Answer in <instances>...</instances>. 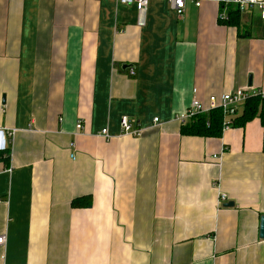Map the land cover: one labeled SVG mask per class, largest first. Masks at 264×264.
<instances>
[{
  "label": "crops",
  "instance_id": "obj_1",
  "mask_svg": "<svg viewBox=\"0 0 264 264\" xmlns=\"http://www.w3.org/2000/svg\"><path fill=\"white\" fill-rule=\"evenodd\" d=\"M232 7L0 0V264H264L260 119L198 136L177 117L264 92L261 12L237 28Z\"/></svg>",
  "mask_w": 264,
  "mask_h": 264
},
{
  "label": "built area",
  "instance_id": "obj_2",
  "mask_svg": "<svg viewBox=\"0 0 264 264\" xmlns=\"http://www.w3.org/2000/svg\"><path fill=\"white\" fill-rule=\"evenodd\" d=\"M120 4L132 5L134 6L140 14H143L148 6L149 0H117ZM187 1L192 2L195 6L200 7L202 3L206 0H168L170 7L177 13L178 16H182ZM221 3L232 4L240 9V11H245L251 7H257L261 12V17L264 20V0H213ZM132 72V71H131ZM133 73V72H132ZM196 92V90H194ZM262 95L264 92H251L247 88H237L233 91L223 93L220 98L215 95L209 97L208 105H204L200 100L194 98L187 108V110L178 114V119L187 123L197 114H206L213 109H221L224 114V129L230 128L231 118L237 115L244 106V103L252 95ZM155 122L158 118L154 119ZM82 122H78V126L81 127ZM121 128L123 134L131 135L134 137H140L143 130L141 128L133 127L126 116L121 118ZM104 137H109L108 129L104 128L101 131ZM12 132H6L0 130V151L9 149L10 143L9 138ZM215 157V156H214ZM216 158V157H215ZM220 200L225 201L226 195H221ZM5 242V236H0V245Z\"/></svg>",
  "mask_w": 264,
  "mask_h": 264
},
{
  "label": "trees",
  "instance_id": "obj_3",
  "mask_svg": "<svg viewBox=\"0 0 264 264\" xmlns=\"http://www.w3.org/2000/svg\"><path fill=\"white\" fill-rule=\"evenodd\" d=\"M242 12L238 7H232L228 13L227 24L239 28ZM259 118L264 131V96L252 95L244 103L243 109L231 118L230 127L244 126L247 122ZM224 114L221 109H213L206 114H197L190 123L183 127V133L198 136H220L224 129ZM5 162H9L10 149L2 155ZM86 198H75L72 206L79 207L85 203ZM89 202V200H87Z\"/></svg>",
  "mask_w": 264,
  "mask_h": 264
},
{
  "label": "water",
  "instance_id": "obj_4",
  "mask_svg": "<svg viewBox=\"0 0 264 264\" xmlns=\"http://www.w3.org/2000/svg\"><path fill=\"white\" fill-rule=\"evenodd\" d=\"M226 205H233V203H228ZM260 236L263 238L264 237V216L261 217V224H260Z\"/></svg>",
  "mask_w": 264,
  "mask_h": 264
}]
</instances>
